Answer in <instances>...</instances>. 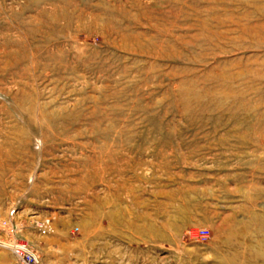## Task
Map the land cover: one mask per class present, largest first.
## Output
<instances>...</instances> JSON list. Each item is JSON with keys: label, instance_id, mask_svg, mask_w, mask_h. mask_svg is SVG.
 <instances>
[{"label": "rangeland", "instance_id": "374dc122", "mask_svg": "<svg viewBox=\"0 0 264 264\" xmlns=\"http://www.w3.org/2000/svg\"><path fill=\"white\" fill-rule=\"evenodd\" d=\"M9 231L44 264H264V0H0Z\"/></svg>", "mask_w": 264, "mask_h": 264}, {"label": "built area", "instance_id": "2783aa9c", "mask_svg": "<svg viewBox=\"0 0 264 264\" xmlns=\"http://www.w3.org/2000/svg\"><path fill=\"white\" fill-rule=\"evenodd\" d=\"M206 229H197L198 237L192 239L197 242H204L207 239ZM3 240H0V246L10 251L17 264H44L41 257L37 254L36 250L25 240L16 238L13 231Z\"/></svg>", "mask_w": 264, "mask_h": 264}, {"label": "bare ground", "instance_id": "6f19581e", "mask_svg": "<svg viewBox=\"0 0 264 264\" xmlns=\"http://www.w3.org/2000/svg\"><path fill=\"white\" fill-rule=\"evenodd\" d=\"M194 235H195V236H194L195 238H197V237H198V234H197V232H195V234H194Z\"/></svg>", "mask_w": 264, "mask_h": 264}]
</instances>
